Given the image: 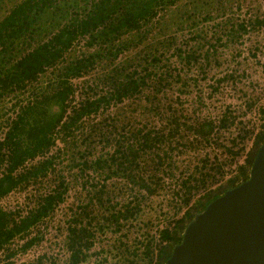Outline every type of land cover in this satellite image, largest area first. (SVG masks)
Segmentation results:
<instances>
[{
    "label": "trees",
    "instance_id": "trees-1",
    "mask_svg": "<svg viewBox=\"0 0 264 264\" xmlns=\"http://www.w3.org/2000/svg\"><path fill=\"white\" fill-rule=\"evenodd\" d=\"M176 0H0V101L5 100L12 94H19L28 91L34 93L37 90L39 79L47 75L50 71L53 74L49 81L41 87V96L30 100L12 119L8 132L0 141V163L7 158V167L0 176V197L14 189L18 185H23L30 181L34 167L18 171L19 167L29 157H35L46 152L56 143V133L60 132V138L65 146H68L67 137L73 130L83 125L85 134V147L90 151L95 146V139H100L109 143L113 138L118 142V151L122 149L123 156L118 158V164L129 181L138 183L137 191L142 196L133 195L127 203L112 204L118 207L106 217L104 223L111 224L117 233H121L124 226L132 224V220L137 217L142 204L147 198L153 196L157 191L159 182L153 175H158L159 166L163 157L158 149L167 140L182 131L194 133L192 144H198V137L208 140L214 124L212 121L195 118L193 121L182 120L178 108H172L167 103L163 87L173 86L171 80L179 81V72H161L159 76H153L149 83V92L144 101L142 110L148 113H164L167 117H162L160 121H150L141 127H135L132 132L135 141L129 143L119 129L123 127L114 126V112L106 114L98 121V129H92L85 124L84 116L90 118L93 111H98L102 106L112 102H121L140 91L141 85L146 77L140 78L137 71L123 73L124 70H115L108 77L105 83L108 89L100 96L85 97L67 113V100L74 94V87L71 79L83 75L87 72L89 63L94 54L121 50L128 47V41L122 36L141 30L144 26H151L152 20L159 13V6H164L167 2L174 3ZM226 11V10H225ZM223 11V12H225ZM245 26V25H244ZM242 30V22L239 23L237 32ZM81 39L86 40L88 53L78 54L75 45ZM206 44L209 43L205 41ZM212 45V44H211ZM214 46V45H213ZM210 50L211 47H208ZM100 56L99 54L95 55ZM191 57V56H190ZM197 58L195 55L192 56ZM209 60V59H208ZM160 91V92H159ZM37 96V95H36ZM54 98L59 106L49 118H46L44 108L49 105L48 98ZM17 107V103L14 105ZM130 112V111H129ZM167 112V113H165ZM170 112V113H169ZM97 116V114H94ZM264 119V109L262 112ZM37 116V117H36ZM39 116L40 119H39ZM159 118V117H158ZM112 122L108 124L107 121ZM118 122L120 119H117ZM226 126L229 117L226 114L222 121ZM158 123V124H157ZM152 128H148L152 126ZM59 127V128H58ZM102 127V128H101ZM86 128V129H85ZM183 129V130H181ZM98 130V131H97ZM55 132V134H54ZM131 134V133H130ZM123 136V137H121ZM184 138V136L182 135ZM77 143L76 137L71 136ZM202 142V140H199ZM264 141L263 128L256 134L253 147L243 164V181L248 178L254 155L259 145ZM127 144L124 146V144ZM188 143H191L188 141ZM178 144V140H177ZM75 149V147H71ZM157 149L158 154H154L152 160L156 166L155 172L140 171L139 154L148 150ZM116 153V152H115ZM54 157L41 161L36 166L34 174L45 172L49 166L53 165ZM117 161L116 157H98L93 163L95 170L104 169L108 162ZM91 161L85 159V167ZM204 163L206 161H203ZM126 163V167L125 164ZM206 164V163H205ZM111 165H109L110 168ZM82 172L86 169L81 168ZM144 170V169H143ZM159 176V175H158ZM202 178L194 177L190 180L182 181V189L185 190L184 198L187 209L181 218L174 222L173 226H166L155 235L145 237V249L142 252V262L148 264H165L173 252L176 244L182 241L183 233L187 224L194 216L204 209L217 195L224 193L227 189L242 183V165L235 177L225 181L216 189L208 190L204 195L190 203L192 189L201 185H206L207 177H212L207 173V177L202 173ZM194 181V182H193ZM24 182V183H23ZM157 185V187H156ZM70 185L64 179L58 183L57 189L43 198L38 208L31 211L28 216L20 222H16L13 215L5 211L0 205V251L7 248L16 236L26 233L32 225L43 220L50 215L56 207L64 201V195L68 192ZM182 190V191H183ZM179 192L175 193V196ZM112 201V199H111ZM97 203V198L94 199ZM102 206V198H99ZM98 203V204H99ZM115 209V208H114ZM172 224V222H170ZM86 226L82 213L77 223L70 224L67 241L71 251L67 264H78L88 257L87 249H90L94 235ZM125 235V234H124ZM37 238L30 239L24 249L30 247ZM9 250V249H8ZM15 252L7 253L11 256ZM134 256V255H132ZM133 262V259L131 260Z\"/></svg>",
    "mask_w": 264,
    "mask_h": 264
},
{
    "label": "rangeland",
    "instance_id": "rangeland-1",
    "mask_svg": "<svg viewBox=\"0 0 264 264\" xmlns=\"http://www.w3.org/2000/svg\"><path fill=\"white\" fill-rule=\"evenodd\" d=\"M235 1L242 4V0H176L174 3L167 2L164 6H159V13L152 20L151 26H144L141 30L132 31L122 36V39L128 41V47L121 50L120 53L113 50L112 53L94 54V56L97 54L100 56H93L88 62L90 65L87 72L71 79L74 94L66 101L67 113L82 98L100 96L105 93L108 84L105 83L104 78L113 71L124 70L126 67L127 69L123 73L137 71L140 78L146 77L140 91L121 102H112L102 106L98 111H93L90 118L84 116L83 120H86L85 124L88 127L99 130L102 125L97 127L96 123L112 111L114 112V123L109 120L107 123L126 127L124 131L119 130L125 138L129 137V143L134 142L135 138L132 132L135 127H141L150 121H160L162 117L168 116L164 113L145 112L141 106L145 104L143 100H147V96L153 93L149 92L150 79L153 76H159L161 72L167 74L179 72V81L173 79L171 80L173 86L163 87L164 95L167 97L165 105L170 104L172 108H178L179 115H184L182 120L185 118L188 123L193 121L199 115L196 113L195 95L199 94L206 84L204 78L208 68V59H214L220 55L222 57L225 55L223 50L226 52L223 49L217 57L212 58L213 52L208 49L205 41H208L211 31L214 29L223 30V27L229 25L223 23V26H219V23L226 20V16L222 17V13L231 9V4ZM263 6L264 0H244V12L248 9L257 10L259 7L261 11ZM239 13L241 14L242 11ZM230 17H233L234 20L237 19L236 9ZM75 48L79 55L88 53L89 49L86 47L85 39L78 41ZM194 55L197 58L192 57ZM52 75L50 71L39 79L37 90L34 92L36 94L26 91L12 94L0 101V141L8 132L10 123L20 111V107L26 105L28 101L40 97L41 87L50 80ZM48 100L51 103L44 108L46 118L59 111V106L54 98H48ZM16 103L17 107L15 108ZM215 111L217 112L216 108ZM117 119H120L119 122ZM152 127L153 125L148 128ZM72 132L73 134H66L69 135L67 137L68 146H65L60 138V132H57L56 143L50 149L26 159L32 161L28 169L34 167L30 180L37 184L45 182L47 188L52 190L57 189L58 183L64 179L69 183L70 188L64 195V201L41 221L42 225L37 228V240L32 248L27 251L18 247L19 241H13L8 246L9 250L6 249L5 253L0 256V264H67L70 259L67 233L70 224L73 225L79 221L80 213H82V220L84 219L86 226L94 234L90 241L95 238L90 249L86 250L88 257L78 264H148L140 260L145 249V237L148 236L149 239L151 235H155L161 227L166 225L173 226L174 222L181 218L187 209L188 204H185L184 201L185 190L181 191L178 198L175 193L179 190L178 183L182 179L190 180L185 176V173L188 172L185 162L192 156L197 157L198 151H200L198 144H192L194 133L183 130L181 135L167 139L160 146L159 153L163 157L167 154L168 157L159 166V176L153 175L154 179L159 182L157 184L159 186L156 185L157 191L142 204L137 217L131 221L132 224H127L121 233H117L111 224L104 223L106 217L113 210L119 209L118 207H114V209L111 203L119 205L123 202L127 203L133 195L142 196L137 191L138 186L141 188V185L129 181L123 172L125 170H122L118 164V158L124 153L123 148L118 151V142L115 138L108 144L100 139H95V146L92 145L90 148L94 149L89 151V148L85 147L83 125L80 124ZM73 135L76 137L77 143L72 140L71 136ZM252 136V131L249 130L243 136V155L246 154V151L249 152L253 146ZM125 145L127 144L125 143ZM71 147H75V149H71ZM158 151L153 149L139 154V164L136 169L155 172L158 164H154L152 157L154 154H158ZM52 156L54 157L53 165L49 166L45 172L34 174L35 167L41 161L50 159ZM112 156L116 157V162L109 161L108 166L104 169L95 170L93 162L98 157L106 159ZM36 157L39 158L34 160ZM86 158L91 161L87 167H85ZM6 159L5 157V161L0 163V172L7 167ZM109 165H111L110 168ZM124 165L126 167V163ZM82 167L86 169L85 172H82ZM217 185L218 182H215L214 188L220 186ZM214 188H193L189 194L190 203ZM95 198H97V203H94ZM99 198H102V202H104L102 206L99 203ZM11 252H15V254L7 256V253ZM132 259L133 262H131Z\"/></svg>",
    "mask_w": 264,
    "mask_h": 264
},
{
    "label": "built area",
    "instance_id": "built-area-1",
    "mask_svg": "<svg viewBox=\"0 0 264 264\" xmlns=\"http://www.w3.org/2000/svg\"><path fill=\"white\" fill-rule=\"evenodd\" d=\"M241 8L242 4L238 1L233 2L231 9L222 13V17L226 16V20L219 21V26L229 25L223 27V30L214 29L210 32L207 46L211 47L212 58L217 57L223 49L226 52L223 50L225 55L222 57L220 55L209 59L204 78L206 84L201 92L195 95L196 113L199 114L197 118L210 120L214 124L207 141L203 137H198L200 150L198 156H192L185 162L188 167V172L185 173L186 179L202 178V173L205 174L204 178L207 177V173L213 175L207 177L206 185L200 186L202 188H214L215 182H218L217 186L222 185L228 179L235 177L242 165V30L236 31L239 23L242 22V13L238 14L242 11ZM235 9L238 15L236 20L230 17ZM259 9H248L244 12L243 136L248 130L252 131L253 142L264 124L262 115L264 109V6L261 11ZM226 114L229 122L223 126L222 121ZM249 152L244 153L243 164ZM203 161H206V164ZM31 162V159L26 160L18 171L27 170ZM3 171L4 169L0 172V176ZM182 181L183 179L178 183L177 192L179 194L183 190ZM52 192L53 189L47 188L45 182L37 184L30 180L0 197V205L13 215L16 222H20L31 211L38 208L43 198ZM179 194L176 195L177 198ZM194 201L192 200L191 203ZM41 221L32 225L26 233L13 239V241H19L18 247L23 249L30 239L37 237V228L42 225ZM34 244L25 250L29 251ZM6 249L3 248L0 251V256L5 253ZM69 254H71L70 250Z\"/></svg>",
    "mask_w": 264,
    "mask_h": 264
},
{
    "label": "water",
    "instance_id": "water-1",
    "mask_svg": "<svg viewBox=\"0 0 264 264\" xmlns=\"http://www.w3.org/2000/svg\"><path fill=\"white\" fill-rule=\"evenodd\" d=\"M165 264H242V183L190 220ZM243 264H264V141L243 181Z\"/></svg>",
    "mask_w": 264,
    "mask_h": 264
}]
</instances>
